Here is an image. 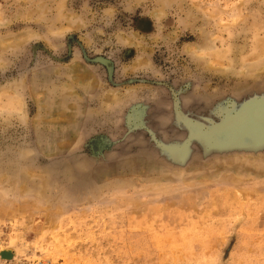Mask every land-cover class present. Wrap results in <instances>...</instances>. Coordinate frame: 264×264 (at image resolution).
Returning a JSON list of instances; mask_svg holds the SVG:
<instances>
[{"label":"rangeland","instance_id":"1","mask_svg":"<svg viewBox=\"0 0 264 264\" xmlns=\"http://www.w3.org/2000/svg\"><path fill=\"white\" fill-rule=\"evenodd\" d=\"M0 264H264V0H0Z\"/></svg>","mask_w":264,"mask_h":264}]
</instances>
